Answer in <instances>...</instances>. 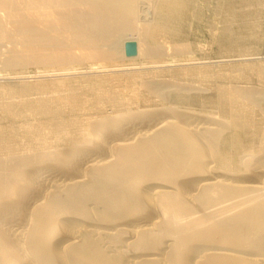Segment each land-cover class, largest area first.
<instances>
[{
    "label": "bare ground",
    "instance_id": "bare-ground-1",
    "mask_svg": "<svg viewBox=\"0 0 264 264\" xmlns=\"http://www.w3.org/2000/svg\"><path fill=\"white\" fill-rule=\"evenodd\" d=\"M169 1L0 0V71L117 61L126 40L139 57L170 54L145 43ZM162 84H144L147 106L77 104L75 135L34 125L71 95L40 93L20 112L0 101L28 133L12 148L0 132V264H264V93L215 87L210 102L206 88Z\"/></svg>",
    "mask_w": 264,
    "mask_h": 264
},
{
    "label": "rangeland",
    "instance_id": "rangeland-1",
    "mask_svg": "<svg viewBox=\"0 0 264 264\" xmlns=\"http://www.w3.org/2000/svg\"><path fill=\"white\" fill-rule=\"evenodd\" d=\"M169 2L163 8H158L145 43L171 47L170 54L154 58L135 56L121 57L117 61H100L85 59L78 49H74V52L78 50L75 54L80 57L72 63H22L15 69L0 71L1 103L12 102L14 109L20 112L28 101L34 102L40 93L51 95L60 91L62 96L71 95V100L66 104L63 100H55V103H60L61 110L55 117H40L35 124L31 120L28 122L36 125L39 121L48 125L60 120L75 135L72 121L83 118L77 104L91 106L100 97H109L123 101V109H128L127 105L137 108L135 105L139 102L147 106L157 98L144 85L151 80L167 86L206 88L204 91L208 98H205L210 102L215 101L210 93V89L215 87H229L234 92L242 93L246 90L253 94L264 93V0ZM131 33L128 32L124 39H137L138 35L133 32L134 37ZM172 44L174 47L183 44L185 48L178 52ZM72 105H75L76 112L70 110ZM104 111L107 115L118 112V108L107 102ZM243 116L249 121L260 118L248 107L243 110ZM23 124L21 119L0 110V132L3 141L12 148L22 146V140L28 135Z\"/></svg>",
    "mask_w": 264,
    "mask_h": 264
},
{
    "label": "water",
    "instance_id": "water-1",
    "mask_svg": "<svg viewBox=\"0 0 264 264\" xmlns=\"http://www.w3.org/2000/svg\"><path fill=\"white\" fill-rule=\"evenodd\" d=\"M126 57H135L138 54V45L135 40H126L124 43Z\"/></svg>",
    "mask_w": 264,
    "mask_h": 264
}]
</instances>
